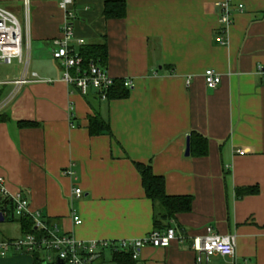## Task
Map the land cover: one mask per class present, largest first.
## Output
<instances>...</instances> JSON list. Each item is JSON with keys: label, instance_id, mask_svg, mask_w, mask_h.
Segmentation results:
<instances>
[{"label": "crops", "instance_id": "obj_1", "mask_svg": "<svg viewBox=\"0 0 264 264\" xmlns=\"http://www.w3.org/2000/svg\"><path fill=\"white\" fill-rule=\"evenodd\" d=\"M219 1L128 0L126 17L108 19L105 0H75V49L106 44L105 68L129 89L101 99L96 89L83 95L61 79L53 57L65 20L60 0H0L28 28L31 70L53 80L24 86L3 111L0 178L8 194L22 193L32 213L82 241L135 240L155 229L136 167L150 164L170 195L191 196L193 206L166 221L184 238L144 247L136 264H264V0H233L244 7L235 9L226 44L217 40ZM21 68L0 77H19ZM206 69L221 75L216 89L206 85ZM3 89L6 97L12 87ZM94 116L109 124L102 135L89 132ZM193 132L208 139L206 156L192 148L186 155ZM252 186L256 194H237ZM210 225L237 235L234 258L198 260L194 239ZM24 232L17 221L0 222V240ZM0 264H35V257L10 251ZM93 264L118 263L108 249Z\"/></svg>", "mask_w": 264, "mask_h": 264}, {"label": "built area", "instance_id": "obj_2", "mask_svg": "<svg viewBox=\"0 0 264 264\" xmlns=\"http://www.w3.org/2000/svg\"><path fill=\"white\" fill-rule=\"evenodd\" d=\"M60 5L64 10L65 20L62 25L61 37L54 40L55 49L53 57L59 60L62 66V80L74 86L81 94L87 95L92 89L98 91L101 99H107L108 92L115 82V78L108 73L104 66L91 62L87 69L83 68V59L73 45L75 30L73 20L75 14V0H60ZM221 8L220 26L222 34L217 40L226 44L225 33L232 27L234 21L235 9H243V4H235L233 0H221L218 2ZM28 25V22H27ZM28 28L25 27L15 12L9 8L0 5V66H12L16 60L21 65L19 77H10L3 79L0 77V87L11 86V92L0 100V115L9 107V105L20 94L21 89L29 83L52 82V79L43 78L36 71L31 70L30 47L28 39ZM78 45L84 46L83 39H77ZM263 69L260 68V71ZM205 83L211 89H216L222 80L220 74L213 69H206ZM264 79V74H263ZM133 85V82H127ZM190 85V81H187ZM244 155V150L237 151ZM65 174L71 176L70 170H65ZM4 179L0 178L2 185L1 193L14 201L17 216L31 217L39 233L24 234L18 239L0 240V254L6 256L10 251L22 252L30 255L42 253L44 264H57L61 260L62 264H93L97 256L105 250L113 251L128 250L133 252V258L137 260L141 250L144 247H162L166 248L173 241H181L184 236L177 232V229L168 226L165 230L154 229L149 235L135 240L122 239L121 241L93 240L82 241L73 234L60 233L58 225H51L42 220L39 213H32L29 200L18 193L16 196H10L4 185ZM76 196H81L83 191L80 187L74 188ZM76 224H82L81 217L74 214ZM204 235L196 236L194 239V250L198 252V260L202 263L206 260L208 263L212 256H221L234 258L236 254L237 235L225 234L215 231L212 225L206 227ZM204 259V260H203ZM237 264V263H233ZM242 264V263H240Z\"/></svg>", "mask_w": 264, "mask_h": 264}, {"label": "trees", "instance_id": "obj_3", "mask_svg": "<svg viewBox=\"0 0 264 264\" xmlns=\"http://www.w3.org/2000/svg\"><path fill=\"white\" fill-rule=\"evenodd\" d=\"M128 0H105L104 15L108 19L123 18L127 16ZM79 54L83 59V68L87 69L93 61L101 67L107 63V45L89 44L81 48ZM4 87H0V100L4 96ZM129 89L124 86L122 80H115L111 89L108 92L107 99L124 97L128 94ZM3 113L0 115V119ZM33 122H20L23 127L31 126ZM109 130V124L98 116L92 117L89 124V132L93 135H102ZM192 155L206 156L209 151L208 139L203 135L193 132L191 136ZM136 167L142 175L143 187L146 191L148 199H151L154 204L155 229L165 230L169 224L166 223L169 219L177 214L189 212L192 209L193 202L191 196L179 195L172 196L167 192L165 177L155 174L152 165L136 162ZM259 191L257 186L240 187L237 194L240 197L245 195H253ZM0 212L5 215L6 221H17L21 224L24 234L39 233L34 220L29 216H17L14 201L3 196L0 201ZM35 264H43L42 253L37 252L35 255ZM113 259L118 264H136L133 258V252L128 250L113 251Z\"/></svg>", "mask_w": 264, "mask_h": 264}, {"label": "water", "instance_id": "obj_4", "mask_svg": "<svg viewBox=\"0 0 264 264\" xmlns=\"http://www.w3.org/2000/svg\"><path fill=\"white\" fill-rule=\"evenodd\" d=\"M187 144H188V147H187L186 155H189L190 149H191L190 138L187 139ZM0 200H1V198H0ZM4 220H5V215L2 212H0V222H4ZM57 264H62L61 260H59L57 262Z\"/></svg>", "mask_w": 264, "mask_h": 264}, {"label": "rangeland", "instance_id": "obj_5", "mask_svg": "<svg viewBox=\"0 0 264 264\" xmlns=\"http://www.w3.org/2000/svg\"><path fill=\"white\" fill-rule=\"evenodd\" d=\"M18 65H19V63L16 62V60L14 61V65H12V66L1 65V66H0V72H1V74L5 75L6 72H7L9 69L12 70V69H14L16 66H18Z\"/></svg>", "mask_w": 264, "mask_h": 264}]
</instances>
